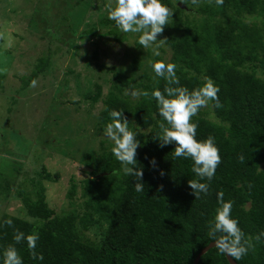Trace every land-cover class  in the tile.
Wrapping results in <instances>:
<instances>
[{
	"label": "trees",
	"instance_id": "16d2710c",
	"mask_svg": "<svg viewBox=\"0 0 264 264\" xmlns=\"http://www.w3.org/2000/svg\"><path fill=\"white\" fill-rule=\"evenodd\" d=\"M165 2L174 14L157 37L166 39L160 57L141 48L138 33L121 32L108 19L107 6L99 26L84 28L79 34L80 41L102 36L120 45L134 35L137 38L134 49L124 54L126 66H108L100 61L98 49L93 50V73L77 84V93L86 94L68 100L83 111L81 117L98 111L90 116L98 140L90 137L83 148L80 178L70 177L61 208H52L47 197L49 186L59 183L61 174L46 167L26 171L19 183L0 186L6 200L20 202L18 210L0 216V249L13 243L16 229L40 236L36 251L43 253L42 262L31 258L23 241L16 245L24 264H194L199 253L214 243L207 235V224L219 190L226 200L234 201L232 214L246 234L254 236L264 230V0H224L222 6L214 0H199L196 6L191 0ZM69 19L64 15L59 23L68 25ZM99 27L106 32L101 35ZM76 31L68 26V32ZM74 48L78 53L77 45ZM52 51L48 46L38 57L29 84L55 66ZM70 52V48L65 50L67 55ZM159 59L177 65L180 85L189 90L205 77L220 88L221 107L210 103L193 117L199 125L197 138L214 136L221 154L209 192L199 199L187 183L196 178L191 160L173 159L174 144L159 147L152 139L157 131L155 101L124 94L130 88L149 93L157 87L163 90L165 81L150 67V61ZM111 109L124 111L129 127L141 130L137 135L141 146L136 150V166L143 169L140 193L133 187L136 178L120 170L110 152L111 142L101 137ZM51 152L44 154L49 157ZM153 158L155 166L150 163ZM5 219H11L12 225L3 224ZM253 244L254 249L241 261L232 259L237 264H264V243L253 240ZM199 264L230 263L214 248Z\"/></svg>",
	"mask_w": 264,
	"mask_h": 264
},
{
	"label": "rangeland",
	"instance_id": "374dc122",
	"mask_svg": "<svg viewBox=\"0 0 264 264\" xmlns=\"http://www.w3.org/2000/svg\"><path fill=\"white\" fill-rule=\"evenodd\" d=\"M114 2L0 0V37H3L0 44V186L7 182L19 183L26 171L46 167L61 174L59 183L49 186L47 195L51 207L59 210L70 177L80 178L83 148L90 143V137L98 140L90 121V116L97 115L98 111L85 112L81 117L83 111L68 100L85 96L86 92L77 93V84L93 73V50L98 49L100 61L108 66H126L124 54L130 53L129 48L134 49L137 38L134 35L121 45L113 38L102 36L90 41L78 40L84 28L99 26L101 13ZM64 15L70 18L68 25L59 23ZM69 25L77 33L68 32ZM104 32L99 27V33ZM48 46L57 63L39 75L36 87H30L38 57ZM69 48L71 52L67 55L65 50ZM69 70L74 73L69 74ZM50 151L51 156L44 154ZM19 203L8 201L1 194L0 216L5 211L18 210Z\"/></svg>",
	"mask_w": 264,
	"mask_h": 264
},
{
	"label": "clouds",
	"instance_id": "9594fccd",
	"mask_svg": "<svg viewBox=\"0 0 264 264\" xmlns=\"http://www.w3.org/2000/svg\"><path fill=\"white\" fill-rule=\"evenodd\" d=\"M199 0H191L193 6ZM217 6H222L224 0H214ZM108 19L114 21L115 26L124 33L139 34L137 43L143 49H151L153 57L162 55L160 49L166 39H157L164 30L174 11L165 0H115V6H107ZM150 67L157 78L165 81L163 90L154 88L147 90L130 88L125 95L135 99L140 96L150 97L156 103L157 118L153 140L159 147L174 144L172 158L191 160V171L196 178L188 180L192 194L199 199L201 194L207 195L211 181L216 175L217 167L221 164L220 148L216 139L208 135L203 139L197 138L198 123L193 119L197 113L210 103L219 108V86L210 78L205 77L202 84L189 90L180 85L176 74L177 65L165 62L164 59L150 61ZM37 80L30 82V87H36ZM109 122L101 129V137L111 142L110 152L121 165L125 176L135 177L134 190L140 193L144 189L141 182L143 169L138 168L136 150L141 146L137 135L140 129L129 127V120L124 111L108 110ZM243 161V156L239 157ZM150 163L155 166V159ZM163 175V173H161ZM223 190L216 192L217 206L212 218L208 221L207 235L215 242L218 254L230 256L235 261H241L255 247L253 240L264 243V230L254 236L246 234L240 226V221L232 214L234 201L225 199ZM3 224L12 225L11 219H5ZM38 232L26 234L18 229L12 237L13 243L0 249V264H24L16 245L22 241L26 244L29 255L35 261H43V253L37 252Z\"/></svg>",
	"mask_w": 264,
	"mask_h": 264
},
{
	"label": "water",
	"instance_id": "95a60500",
	"mask_svg": "<svg viewBox=\"0 0 264 264\" xmlns=\"http://www.w3.org/2000/svg\"><path fill=\"white\" fill-rule=\"evenodd\" d=\"M178 5H179V7H181L182 9H185V7H184L181 3H179ZM214 248H215V242H214V243H211L209 246H207L206 248H204V249L199 253V255L197 256V258H196L194 264H199V261H200L201 257L204 256L206 253H208L211 249H214ZM226 258H227V260H228V262H229L230 264H237V263H236V262H235L230 256H227V255H226Z\"/></svg>",
	"mask_w": 264,
	"mask_h": 264
}]
</instances>
